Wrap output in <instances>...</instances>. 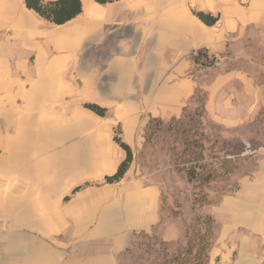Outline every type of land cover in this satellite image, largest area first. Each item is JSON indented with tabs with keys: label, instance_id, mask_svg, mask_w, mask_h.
I'll return each instance as SVG.
<instances>
[{
	"label": "crops",
	"instance_id": "0c3cea01",
	"mask_svg": "<svg viewBox=\"0 0 264 264\" xmlns=\"http://www.w3.org/2000/svg\"><path fill=\"white\" fill-rule=\"evenodd\" d=\"M199 91L225 137H264V0H82L64 24L0 0V264H137L134 241L158 231L162 197L137 154L150 121ZM117 133L134 160L110 183L127 155ZM260 145L214 205L208 264H264Z\"/></svg>",
	"mask_w": 264,
	"mask_h": 264
},
{
	"label": "rangeland",
	"instance_id": "374dc122",
	"mask_svg": "<svg viewBox=\"0 0 264 264\" xmlns=\"http://www.w3.org/2000/svg\"><path fill=\"white\" fill-rule=\"evenodd\" d=\"M204 100L205 93L199 91L174 115L165 113V119L154 118L148 124V146L137 154L134 168L159 181L161 220L158 231L136 237L129 258L137 264H192L204 245V218L200 217L214 219V205L235 191L240 176L250 168L251 149L264 143L260 136L264 118L257 123L259 138L225 137L227 129L205 117ZM192 168L197 176L187 172ZM211 168L215 172L209 176ZM215 225L214 219L208 263Z\"/></svg>",
	"mask_w": 264,
	"mask_h": 264
},
{
	"label": "trees",
	"instance_id": "16d2710c",
	"mask_svg": "<svg viewBox=\"0 0 264 264\" xmlns=\"http://www.w3.org/2000/svg\"><path fill=\"white\" fill-rule=\"evenodd\" d=\"M26 5L37 11L43 18L55 24H64L76 16H78L82 12V0H25ZM98 3L105 4L108 2L116 1V0H96ZM196 14L200 19H202L207 24H214L218 17L214 16L210 13H206L204 11H196ZM196 62H200L201 64L211 65L214 62V58H210L206 52H200L198 55L194 57ZM85 106L99 115L104 116L107 113V108L100 106L96 103H86ZM115 141L127 152L126 158L120 163L119 168L116 173L112 175H107L105 177L106 182H117L121 180L126 172L130 169L131 164L134 160V152L132 147L122 140L117 133L114 137ZM204 157L205 155L201 153ZM192 171H187L188 173H192L194 176H197V170L195 168L191 169ZM215 172V169H210L208 171V175L210 176ZM208 180V176H206ZM210 178V177H209ZM200 218H204L203 231L204 237V245L199 247L198 253L193 256L192 264H207L208 263V254L207 251L209 249V241L210 235L212 234V229L214 227V219L211 215H206L205 217L201 216ZM216 229V225H215ZM193 251V249H192ZM205 255V257H204ZM182 264H184L182 262Z\"/></svg>",
	"mask_w": 264,
	"mask_h": 264
},
{
	"label": "built area",
	"instance_id": "2783aa9c",
	"mask_svg": "<svg viewBox=\"0 0 264 264\" xmlns=\"http://www.w3.org/2000/svg\"><path fill=\"white\" fill-rule=\"evenodd\" d=\"M213 63H214V64L218 63V59H214V62H213ZM251 151H252V152H255L256 149H253V150L251 149Z\"/></svg>",
	"mask_w": 264,
	"mask_h": 264
}]
</instances>
